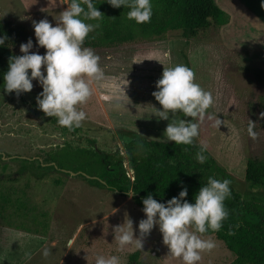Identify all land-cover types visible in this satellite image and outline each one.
Instances as JSON below:
<instances>
[{"label": "rangeland", "instance_id": "rangeland-1", "mask_svg": "<svg viewBox=\"0 0 264 264\" xmlns=\"http://www.w3.org/2000/svg\"><path fill=\"white\" fill-rule=\"evenodd\" d=\"M67 6L60 4L52 10L37 7L27 16L24 0H0V18L23 25L33 40L30 51L43 54L46 49L35 46L32 21L47 18L54 26V17ZM218 27L211 24L194 37L169 30L159 38L91 48L100 57L103 76L91 80V96L77 105L87 116L78 129L60 126L56 117L46 116L38 108L36 96L42 87L35 80L33 89L19 96L5 92L0 82V264H95L97 256L113 255L119 264L127 263L128 253L137 249L135 242L121 247L116 239L119 233L114 230L118 225L126 228L130 218L138 236V223L145 218L143 207L127 193L92 186L82 174H70L68 171L90 176L82 160L64 159L60 171L37 163L46 166L48 152L63 146L73 150L94 146L108 153L116 149L123 153V141L116 133L121 129L166 141L163 133L169 120L148 113L155 107L162 109L152 95L155 82L164 68L177 64H188L195 82L214 99L199 122L195 141L205 143L216 162L232 174L235 189L243 197L255 196L264 204V187L245 178L249 157L264 161V75L255 74L259 69L264 71V62L249 61L248 57L242 61L244 53L239 61L225 56L227 52L218 45L222 40ZM9 49L22 55L19 46ZM257 54L258 59H264V52ZM105 96L110 99L105 100ZM216 116L223 121L219 128L214 126ZM175 119H183L181 113ZM249 124L255 138L248 133ZM128 172L132 170L128 168ZM189 230L194 231L191 226ZM20 231L35 235L40 242L17 243L12 237ZM198 235L214 241L215 247L201 252L197 264H229L234 259L214 234ZM31 249H35L34 256L27 257ZM44 249L49 254L43 263ZM139 250L143 264H184L169 254L158 226L143 238V249Z\"/></svg>", "mask_w": 264, "mask_h": 264}, {"label": "clouds", "instance_id": "clouds-1", "mask_svg": "<svg viewBox=\"0 0 264 264\" xmlns=\"http://www.w3.org/2000/svg\"><path fill=\"white\" fill-rule=\"evenodd\" d=\"M59 2L68 6L58 18L54 17V26L47 18L32 21L35 46L37 49L42 46L46 51L43 54L30 51L34 47L32 38L22 42L19 46L22 55L8 58L9 67L3 75V89L19 96L31 91L35 80L42 87L36 96L38 108L46 116L56 117L60 126L72 130L80 127L87 118L85 111L78 109L77 105L85 103L91 96V80L103 76L100 57L91 48L83 47L88 34L99 27L102 12L94 0ZM107 3L115 8L122 5L127 7V18L137 24L150 22L153 14L151 0H107ZM261 7L264 8V0H261ZM89 20L97 23H88ZM7 39L6 35H0V46ZM155 84L156 90L152 95L162 105V109L155 107V111L148 114L155 115L157 119L169 120L163 133L166 142L192 144L193 138L199 135V122L204 120L207 109L214 102L212 94L195 82L194 71L183 64L164 68ZM104 99L109 100L110 97L105 96ZM177 113L192 119L177 121ZM261 116H264V112ZM208 118L212 119L211 116ZM221 123L223 121L216 116L214 126L219 128ZM248 133L255 138L252 124H249ZM206 149L207 145L201 142L196 154L201 163L206 159L203 154ZM230 184L228 179L209 177L207 183L194 194V203L184 199L188 195L186 187L181 188L177 196L164 202L154 199L149 193L142 199L145 218L138 223L139 235H134L130 218H127L126 228L121 225L115 227V233H119L116 236L119 245L123 247L134 241L137 249H143V238L150 234L154 226H158L169 254L181 258L184 264H197L201 252L215 247L214 241L202 239L198 234L209 230L219 231L229 216L224 202L231 195ZM127 194L132 197L135 192L127 191ZM190 226L195 230L190 231ZM48 254L49 250L44 249L43 255ZM95 264H119V261L114 255L107 258L97 256Z\"/></svg>", "mask_w": 264, "mask_h": 264}, {"label": "trees", "instance_id": "trees-1", "mask_svg": "<svg viewBox=\"0 0 264 264\" xmlns=\"http://www.w3.org/2000/svg\"><path fill=\"white\" fill-rule=\"evenodd\" d=\"M94 3L102 12V18L98 21L99 27L86 37L83 47H110L138 39L159 38L169 30H180L184 36L194 37L211 24L220 26L228 21V15L215 0H151V20L142 24L127 18L129 9L123 5L115 8L107 0H94ZM87 22L97 23L95 20ZM0 35L8 37L0 46V82L4 84L8 58L15 55L9 48L27 42L30 35L23 25L2 18ZM255 74L260 77L264 71L259 69ZM181 116L186 120L190 118L183 113ZM116 133L123 141L124 154L119 149L108 153L94 146L75 150L63 146L48 152L46 166L42 163L37 165L60 171L64 167V159L82 160L90 176L79 175L90 185L118 193L135 192L131 198L139 207H143L142 199L149 193L154 199L164 202L177 196L183 187L188 191L184 199L194 203V194L207 183L209 177L228 179L231 181V195L224 203L229 216L219 231L209 230L204 235L214 234L224 243L234 255L229 264H264V204L255 196L243 197L235 189L232 174L221 167L207 149L203 153L206 159L201 163L196 158L200 144L194 138L190 145H176L174 141L147 138L133 130L121 129ZM87 140L94 144L93 139ZM124 156L131 174L124 167ZM245 178L253 185L264 187V161L249 157ZM126 264H143L139 249L128 253Z\"/></svg>", "mask_w": 264, "mask_h": 264}, {"label": "crops", "instance_id": "crops-1", "mask_svg": "<svg viewBox=\"0 0 264 264\" xmlns=\"http://www.w3.org/2000/svg\"><path fill=\"white\" fill-rule=\"evenodd\" d=\"M27 7V16L42 7L45 10L57 9L61 4L59 0H24ZM216 4L228 15V21L220 25L219 31L222 35L221 50L228 55L230 59L240 60L241 53L245 54L242 61L258 60L264 62V59H258L257 52H264V8L261 7V0H215ZM63 5V4H61ZM25 14V16H26ZM209 46V43H207ZM211 45H217L212 42ZM15 234V233H14ZM0 235V243L1 237ZM17 243H34L38 238L28 232H17L12 237ZM35 249H31L26 256L33 257ZM45 256H43V263Z\"/></svg>", "mask_w": 264, "mask_h": 264}, {"label": "water", "instance_id": "water-1", "mask_svg": "<svg viewBox=\"0 0 264 264\" xmlns=\"http://www.w3.org/2000/svg\"><path fill=\"white\" fill-rule=\"evenodd\" d=\"M122 154H124V152L122 153ZM123 164H124V167H125V169L127 170V172H128V168H129V166L127 165V158L124 156L123 157ZM130 169V168H129ZM65 171H67V170H65ZM70 174H72V175H74V174H82V175H84V176H86V177H89V175H87V174H84V173H81V172H70V171H68ZM94 177V176H93Z\"/></svg>", "mask_w": 264, "mask_h": 264}]
</instances>
